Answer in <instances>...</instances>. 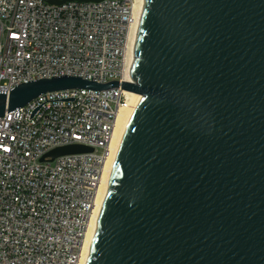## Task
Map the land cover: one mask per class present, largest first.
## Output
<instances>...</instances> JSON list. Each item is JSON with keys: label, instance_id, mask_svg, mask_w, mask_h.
Segmentation results:
<instances>
[{"label": "water", "instance_id": "obj_1", "mask_svg": "<svg viewBox=\"0 0 264 264\" xmlns=\"http://www.w3.org/2000/svg\"><path fill=\"white\" fill-rule=\"evenodd\" d=\"M130 78L0 91V118L60 90L139 96L86 264H264V0H143Z\"/></svg>", "mask_w": 264, "mask_h": 264}, {"label": "built area", "instance_id": "obj_2", "mask_svg": "<svg viewBox=\"0 0 264 264\" xmlns=\"http://www.w3.org/2000/svg\"><path fill=\"white\" fill-rule=\"evenodd\" d=\"M135 1L0 0V91L61 76L127 83ZM130 106L121 88L67 89L0 118V264L80 263L114 122ZM75 145L92 152L45 158Z\"/></svg>", "mask_w": 264, "mask_h": 264}, {"label": "bare ground", "instance_id": "obj_3", "mask_svg": "<svg viewBox=\"0 0 264 264\" xmlns=\"http://www.w3.org/2000/svg\"><path fill=\"white\" fill-rule=\"evenodd\" d=\"M142 6H143V0L135 1V5H134L135 22L131 28L130 41H129L128 51H127V61L125 65V77H126L127 83H131L130 70H131L132 58H133V53H134L136 35H137L138 26H139ZM129 97L131 99V106L121 108L118 111L115 122H114V127H113V130H112V133L109 139V143H108L107 154H106L103 167H102L101 179L98 184L95 198H94L93 212L91 214V217L87 225L86 236L84 239V245L82 248V254H81L79 264H86L88 260L89 251H90L93 237L96 231V225H97V221L99 218V214L103 206L105 197L108 193L109 183H110L113 167L116 161L117 153H118L124 132L126 130L128 122L133 113L134 107L139 99L138 95H135L132 93H129Z\"/></svg>", "mask_w": 264, "mask_h": 264}]
</instances>
